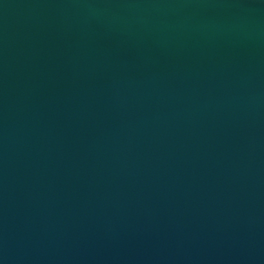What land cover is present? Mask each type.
Instances as JSON below:
<instances>
[{
    "label": "water",
    "instance_id": "1",
    "mask_svg": "<svg viewBox=\"0 0 264 264\" xmlns=\"http://www.w3.org/2000/svg\"><path fill=\"white\" fill-rule=\"evenodd\" d=\"M0 264H264V0H0Z\"/></svg>",
    "mask_w": 264,
    "mask_h": 264
}]
</instances>
